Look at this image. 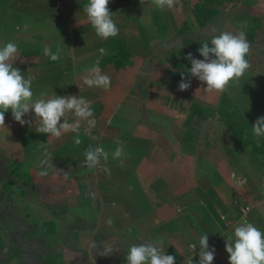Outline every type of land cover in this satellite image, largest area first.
Listing matches in <instances>:
<instances>
[{
  "label": "crops",
  "instance_id": "0c3cea01",
  "mask_svg": "<svg viewBox=\"0 0 264 264\" xmlns=\"http://www.w3.org/2000/svg\"><path fill=\"white\" fill-rule=\"evenodd\" d=\"M84 3L0 0V45L17 44L13 66L34 76V98L81 96L94 112L59 138L37 133L31 112L24 125L5 112L0 264H126L131 244L157 239L175 264L190 254L198 264L199 246L189 253L188 244L203 234L210 249L242 219L264 232V154L234 144L220 114L225 102L251 124L264 117V0H178L165 10L151 0H109L119 33L108 39L96 36ZM240 30L250 67L238 82L196 92L206 85L185 76L190 87L178 90L189 53L203 59L202 41ZM45 46L61 58L45 57ZM92 66L111 78L108 90L83 84ZM117 139L124 154L109 156L110 175L86 167L89 145L111 153ZM106 246L113 252L101 256Z\"/></svg>",
  "mask_w": 264,
  "mask_h": 264
},
{
  "label": "clouds",
  "instance_id": "9594fccd",
  "mask_svg": "<svg viewBox=\"0 0 264 264\" xmlns=\"http://www.w3.org/2000/svg\"><path fill=\"white\" fill-rule=\"evenodd\" d=\"M109 0H86L82 5L87 22L91 25L97 37L108 39L119 33L113 13L108 9ZM151 4L158 10L173 9L177 6L178 0H151ZM243 27V25H242ZM65 47V46H64ZM69 52L72 49H67ZM103 52L104 50L101 49ZM250 52V44L246 39L245 32L221 31L213 35L210 40L200 43L199 56L203 59H195L189 53L187 59L191 68L187 73L181 74V82L178 85L179 91H185L190 87V81L185 76L195 77L203 85L202 90L197 91L217 92L226 91L230 82L237 81L245 74L250 67L247 55ZM43 55L52 61L61 58V51H52L50 46L43 48ZM19 57L18 46L15 42H7L0 45V127L5 128V112L11 111L14 121L24 125L27 123L22 119L31 112L36 119V132L47 134L48 137L59 138L67 132H78L80 121H88L93 117L94 112L91 101L79 96H57L54 93L49 96L41 92L34 98L32 82L34 76L27 78L14 62ZM83 84L89 88H102L108 90L111 86V78L103 74L98 66L87 69L83 77ZM76 119L69 123L68 115ZM63 121V122H61ZM252 135L259 140L264 137V117L256 119L251 127ZM74 144L82 143L79 135L74 138ZM115 149L110 153L103 146L93 147L91 145L84 152L85 165L88 169H100L111 174L106 166L109 156L118 160L124 154V144L120 140L115 141ZM43 146V144H41ZM104 161V164H101ZM47 159L40 161L41 168L47 165ZM53 167V165H51ZM47 175L46 170L39 173ZM208 234H203L198 243H189V253H196L197 245L199 252L198 264H212L215 249L208 247ZM225 240V251L228 254V264H264V232L246 219H242ZM165 246L162 240H146L141 243H133L126 253V264H175V257L165 254ZM111 246H106L100 253L101 256L112 254ZM187 264H193L192 255Z\"/></svg>",
  "mask_w": 264,
  "mask_h": 264
},
{
  "label": "trees",
  "instance_id": "16d2710c",
  "mask_svg": "<svg viewBox=\"0 0 264 264\" xmlns=\"http://www.w3.org/2000/svg\"><path fill=\"white\" fill-rule=\"evenodd\" d=\"M222 121L232 132V138L236 145L241 147H252L251 154L256 152L264 154V137L255 138L252 135L251 127L253 124L243 118L235 109L228 107L223 112Z\"/></svg>",
  "mask_w": 264,
  "mask_h": 264
},
{
  "label": "rangeland",
  "instance_id": "374dc122",
  "mask_svg": "<svg viewBox=\"0 0 264 264\" xmlns=\"http://www.w3.org/2000/svg\"><path fill=\"white\" fill-rule=\"evenodd\" d=\"M224 107H225V112H226V109H228L229 104L227 105V103L225 104V102H224ZM220 114H221V117H222L223 112H220ZM260 226H257V228H259ZM260 228H262V227H260ZM232 229H234L233 226H232ZM229 234H231V233L228 231L226 233V236L221 238V241L217 245H214L213 248H210V249H215L214 260H213L212 264H228V254L225 251V240L224 239H226V237Z\"/></svg>",
  "mask_w": 264,
  "mask_h": 264
},
{
  "label": "built area",
  "instance_id": "2783aa9c",
  "mask_svg": "<svg viewBox=\"0 0 264 264\" xmlns=\"http://www.w3.org/2000/svg\"><path fill=\"white\" fill-rule=\"evenodd\" d=\"M246 211H247V209H243V210H242V213L244 214Z\"/></svg>",
  "mask_w": 264,
  "mask_h": 264
}]
</instances>
